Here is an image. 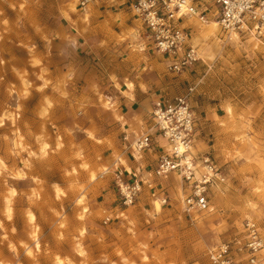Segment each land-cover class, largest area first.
Returning <instances> with one entry per match:
<instances>
[{
    "label": "rangeland",
    "instance_id": "rangeland-1",
    "mask_svg": "<svg viewBox=\"0 0 264 264\" xmlns=\"http://www.w3.org/2000/svg\"><path fill=\"white\" fill-rule=\"evenodd\" d=\"M70 1L0 0V114L19 109L21 78L38 79V70L29 62L33 49L45 51V58L59 67L62 79L58 82L71 94V101H64L62 108L77 111V116L84 110L115 140H123L127 118L117 114L115 100L104 96L114 94L107 77L113 80L115 73L131 70L149 78L165 74L169 84L164 89L157 86L158 98L150 101L144 123H137L149 130L157 100L172 99L193 86L190 104L196 129L190 152L198 165L195 176L204 171V157L216 171L206 189L209 207L187 212L183 198L190 188L178 171L156 176L153 170V178L137 179L141 189L130 201L119 192L117 178L119 174L129 182L133 178L116 167H106L98 177L102 192H94L92 210L38 214L46 229L45 264H56L58 256L63 264H213L208 252L233 240L241 242L236 252L244 258L246 222L254 223L264 242V33L233 37L220 25L215 32H207L205 25L214 19L206 23L186 20L191 45L196 36L203 45L195 62L174 72L168 67L170 59L152 43L142 51L135 46L139 40L122 36L110 14L94 26V37L78 36L62 15ZM103 1L77 0L74 12L87 6L106 10V4L113 3ZM144 52L152 55L157 67H147ZM162 65L164 70H160ZM150 132V147L137 150V138L129 147L135 153L156 152V165L159 154L170 150L171 144L154 127ZM4 179L0 171V192L6 186ZM144 186L152 192H143ZM108 189L112 190L109 201ZM154 200L160 201L158 210ZM259 253L264 256V248Z\"/></svg>",
    "mask_w": 264,
    "mask_h": 264
},
{
    "label": "crops",
    "instance_id": "crops-1",
    "mask_svg": "<svg viewBox=\"0 0 264 264\" xmlns=\"http://www.w3.org/2000/svg\"><path fill=\"white\" fill-rule=\"evenodd\" d=\"M96 3L91 6H97ZM106 5L109 9L87 6L78 14L74 12L76 7L67 6L62 15L78 36L94 37V26L110 14L122 36L145 44L135 45L143 51L151 42L139 21L125 11L122 0ZM44 54L45 51L32 50L29 62L32 69L38 70V79L21 78L19 109L4 111L8 114L1 121L0 171L5 174L6 186L0 192V264H45L46 229L38 214H61L73 208L92 210L96 199L94 192H102V180L98 177L106 167H116L133 180L153 178L157 153H135L129 146L147 131V126L137 122L144 123L150 101L158 98L157 86L164 89L169 84L165 74L149 78L131 70L115 73L113 80L107 77L114 94L104 96L115 100L117 114L127 118L121 141L99 129L84 110L77 116V111L62 108L64 101H71V94L58 82L62 78H58L57 63L47 60ZM144 54L147 67H157L152 55ZM160 70H164L163 65ZM159 95L165 97L167 94ZM91 99H96L95 95ZM102 111L108 112L104 108ZM77 117L86 119L80 121ZM105 192H108V199L112 190ZM143 192L152 191L144 186ZM154 201L160 206L159 200ZM100 206L104 210V206ZM6 207L9 208L8 216ZM29 213L33 215L31 221ZM60 259L58 256L56 264H63Z\"/></svg>",
    "mask_w": 264,
    "mask_h": 264
},
{
    "label": "built area",
    "instance_id": "built-area-1",
    "mask_svg": "<svg viewBox=\"0 0 264 264\" xmlns=\"http://www.w3.org/2000/svg\"><path fill=\"white\" fill-rule=\"evenodd\" d=\"M122 5L139 21L154 48L170 59L168 67L174 72L182 71L198 59L190 43L191 31L185 24L186 20L206 23L214 19L229 34L264 33V0H122ZM192 91L193 86H189L185 92L172 99H159L152 111L153 127L171 144L170 150L163 151L157 157L154 173L156 176H164L172 171L180 173L190 188L183 198L184 210L187 212L209 207L206 189L216 171L213 162L204 157L201 161L204 171L199 177L195 176L198 165L190 152L196 129L190 104ZM152 128L136 139L134 144L137 150L150 147ZM178 142L185 146L183 152L177 151ZM117 183L124 200L131 201L141 189L139 180L129 182L123 180L121 174ZM246 228L248 235L245 246L248 251L244 258H239L236 252L241 250V242L233 240L211 249L208 252L210 261L213 264H264V256L259 253L264 248V242L253 222H246Z\"/></svg>",
    "mask_w": 264,
    "mask_h": 264
},
{
    "label": "bare ground",
    "instance_id": "bare-ground-1",
    "mask_svg": "<svg viewBox=\"0 0 264 264\" xmlns=\"http://www.w3.org/2000/svg\"><path fill=\"white\" fill-rule=\"evenodd\" d=\"M76 2H77V0H71V2L69 3L70 5H68L70 8H72V9H74L75 7H76ZM85 13H86V11H85ZM67 15V14H66ZM85 18V17H84ZM215 22V21H214ZM218 23L217 22H215V23H209V24H207V25H205V27H204V29L207 31V32H215L217 29H218ZM134 32V31H133ZM132 32V33H133ZM135 34V33H134ZM233 37H236L237 36V34H236V32H231L230 33ZM194 45V46H193ZM193 48L194 47H197V51H196V49L194 48V50H195V52H200L201 51V49H202V41H201V38L199 37V36H196V37H194L193 38ZM34 59V58H33ZM33 63H34V61H33ZM32 63V64H33ZM129 86V85H128ZM3 116H6V114L5 113H3L2 114V116L0 117V122H1V120H2V117ZM176 148H177V151L178 152H183L184 151V149H185V146L181 143V142H178L177 144H176ZM19 175V174H18ZM6 200L8 201V198H6ZM9 207V206H8ZM8 207H6V213H8L9 212V208ZM154 207H155V209L156 210H158L159 209V202L158 201H154ZM10 214V213H9ZM29 219L30 220H32V215L31 214H29Z\"/></svg>",
    "mask_w": 264,
    "mask_h": 264
}]
</instances>
